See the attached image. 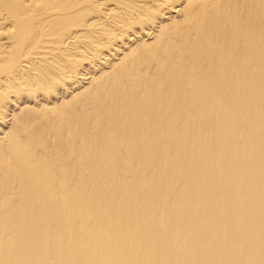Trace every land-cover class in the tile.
<instances>
[{
	"label": "bare ground",
	"instance_id": "obj_1",
	"mask_svg": "<svg viewBox=\"0 0 264 264\" xmlns=\"http://www.w3.org/2000/svg\"><path fill=\"white\" fill-rule=\"evenodd\" d=\"M0 264H264V0H0Z\"/></svg>",
	"mask_w": 264,
	"mask_h": 264
},
{
	"label": "rangeland",
	"instance_id": "obj_2",
	"mask_svg": "<svg viewBox=\"0 0 264 264\" xmlns=\"http://www.w3.org/2000/svg\"><path fill=\"white\" fill-rule=\"evenodd\" d=\"M146 39V38H145Z\"/></svg>",
	"mask_w": 264,
	"mask_h": 264
}]
</instances>
